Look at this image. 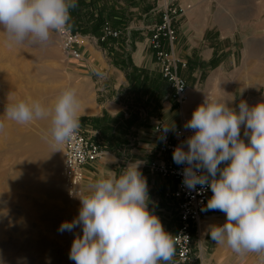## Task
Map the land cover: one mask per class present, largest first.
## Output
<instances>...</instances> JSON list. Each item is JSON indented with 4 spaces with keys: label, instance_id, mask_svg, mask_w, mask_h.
Returning a JSON list of instances; mask_svg holds the SVG:
<instances>
[{
    "label": "clouds",
    "instance_id": "obj_1",
    "mask_svg": "<svg viewBox=\"0 0 264 264\" xmlns=\"http://www.w3.org/2000/svg\"><path fill=\"white\" fill-rule=\"evenodd\" d=\"M76 6L77 0H0V31L9 46L47 48L56 35L71 29V10ZM231 101L205 96L184 124L192 134L173 150L172 159L185 166L186 188L197 191L199 185L198 194L210 188L212 195L202 211L226 215L222 225L209 227L211 240L241 256L255 254L258 264H264V101L249 106L242 100L238 110ZM80 108L77 90L67 87L50 107L38 100H20L7 105L4 113L20 125L49 120L43 138L56 149L78 133ZM4 127L0 122V132ZM242 127L247 142L241 137ZM157 131L164 141L176 126L162 124ZM141 164L129 162L119 175L109 170L89 184L87 195L78 196V216L58 229L61 233L82 229L69 252L75 264L172 261L175 240L149 210Z\"/></svg>",
    "mask_w": 264,
    "mask_h": 264
},
{
    "label": "rangeland",
    "instance_id": "obj_2",
    "mask_svg": "<svg viewBox=\"0 0 264 264\" xmlns=\"http://www.w3.org/2000/svg\"><path fill=\"white\" fill-rule=\"evenodd\" d=\"M78 2H83L79 16L75 8L71 10L78 31L99 37L100 30L96 34L91 32L98 21L90 17L95 15L94 10L84 0ZM208 5L217 13L223 31L236 28L235 39L239 40L241 50L234 68L201 67L197 82L194 77L186 78L189 90L193 89L196 95L195 109L205 96L233 99L230 106L237 110L242 100L249 106L264 101V0H191L188 7L204 9ZM95 81L82 72L79 62L61 51L56 37L47 48L9 46L6 35L0 31V122L5 126L0 132V264H75L69 259V252L75 236L82 235L79 227L73 232L58 231L62 222L78 216L80 200L66 196L54 148L45 141L48 146L45 154L41 153L50 121L17 124L7 119L6 106L20 100H38L50 107L67 87L77 90L80 101L87 95L95 103L99 94ZM85 106L81 103L80 109ZM243 133L242 127L241 137L247 142ZM97 140L106 150L105 143ZM93 178V182L97 180ZM151 181L163 185L161 178L149 177L148 184ZM90 183L84 182L81 196L88 194ZM148 192L149 210L165 228L173 227L176 218L172 208L149 187ZM217 213L218 220L208 223V229L226 221L223 212ZM202 238L201 254L196 241L192 262L188 264H258L255 254L241 256L229 247L222 248L223 254L214 255L217 243L208 231Z\"/></svg>",
    "mask_w": 264,
    "mask_h": 264
},
{
    "label": "crops",
    "instance_id": "obj_3",
    "mask_svg": "<svg viewBox=\"0 0 264 264\" xmlns=\"http://www.w3.org/2000/svg\"><path fill=\"white\" fill-rule=\"evenodd\" d=\"M170 1L181 10L175 23L177 37L173 48L174 54L187 63L186 68L181 70L184 79L190 76L197 82L201 67L234 68L241 50L237 45L239 40L235 39L237 25L235 31H223L217 22V13L210 9V5L201 9L188 7L191 0ZM84 2L90 4L94 16L99 14L120 31L116 39L110 38L100 45L83 48V58L77 61L82 72L96 80L99 92L95 103L92 101L91 109L94 112L81 114L84 116L80 118V128L85 135L93 140L100 139L106 146L104 156L86 168L84 182L92 183L93 177L101 178L109 170L120 174L129 162L142 161L140 170L148 184L149 177L160 178L144 166L145 161L151 159L146 149L154 120L160 119L163 124L174 123L177 128L191 118L196 95L190 89L188 102L178 109L172 100L171 91L159 74L152 50L148 47L147 27L159 22L160 14L154 11V4L150 0H144L142 4L139 0ZM41 143L43 155L48 144L44 138ZM62 154V145L54 149L60 170ZM170 184L163 180L160 186L151 181L148 187L154 194L163 196ZM217 211L209 213L218 215ZM207 218L204 220L205 234L208 231ZM214 219L218 220L215 216ZM175 225L164 228L169 231Z\"/></svg>",
    "mask_w": 264,
    "mask_h": 264
},
{
    "label": "built area",
    "instance_id": "obj_4",
    "mask_svg": "<svg viewBox=\"0 0 264 264\" xmlns=\"http://www.w3.org/2000/svg\"><path fill=\"white\" fill-rule=\"evenodd\" d=\"M150 1L154 4V11L160 14V21L147 27L148 47L152 50L161 78L171 91L173 102L178 109H181L189 100V88L181 75V70L186 68L187 63L174 54L173 48L177 37L175 23L181 10L170 0ZM119 35L120 31L114 29L109 20L104 19L100 36L97 38L82 34L72 27L68 32L55 37L61 51L72 60L79 61L83 58V48L110 38L116 39ZM127 41H129L128 35ZM162 124L160 119H155L153 122L146 149L151 159L146 160L144 166L151 174L171 182L163 192V199L172 208L176 218L175 227L167 231L175 240V253L170 264H188L192 262L196 241L201 254L200 240L205 236V218L217 214L209 213L212 210L202 211L212 195L210 188L200 194H198L199 185L197 191L186 188L183 185L185 166L177 165L172 159L173 150L185 141L192 131L185 130V122H182L175 132H169L166 140L162 141L160 132L157 131ZM62 147L63 189L69 199H77L83 192L86 168L102 158L105 150L99 141L85 135L81 128L72 140L62 144Z\"/></svg>",
    "mask_w": 264,
    "mask_h": 264
},
{
    "label": "bare ground",
    "instance_id": "obj_5",
    "mask_svg": "<svg viewBox=\"0 0 264 264\" xmlns=\"http://www.w3.org/2000/svg\"><path fill=\"white\" fill-rule=\"evenodd\" d=\"M204 99L201 101V104L203 103ZM83 105H86L85 108L80 109V113L79 114H90L92 112H94V110H92V97H88L87 95L85 97H82V100L80 101ZM200 104V103H199ZM95 106V105H94ZM198 106V105H197ZM95 109V108H94ZM216 219H214V215L210 216L207 218L206 223H210L215 221ZM219 222V221H218ZM224 247V248H223ZM227 248V246L224 245H220V244H216L215 245V251H214V255H218V253H222L221 250ZM223 254V253H222ZM213 255V256H214ZM221 255V254H220ZM219 256V255H218Z\"/></svg>",
    "mask_w": 264,
    "mask_h": 264
},
{
    "label": "trees",
    "instance_id": "obj_6",
    "mask_svg": "<svg viewBox=\"0 0 264 264\" xmlns=\"http://www.w3.org/2000/svg\"><path fill=\"white\" fill-rule=\"evenodd\" d=\"M79 0H77V6L75 7V9H74V12L79 16V10H80V8H82L83 7V2H78ZM81 1V0H80ZM71 17H72V15H71ZM90 17H94V18H96L98 21L94 24V26L91 28V32H93V33H99V30H100V28H101V25H102V23H103V21H104V19L103 18H101V16L99 15V14H97L96 16H90ZM71 27L72 28H74V29H77V26L75 25V22H74V20H73V18H72V20H71ZM78 30V29H77ZM81 33L82 34H85L86 32H85V30L84 31H81Z\"/></svg>",
    "mask_w": 264,
    "mask_h": 264
}]
</instances>
